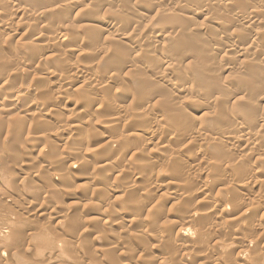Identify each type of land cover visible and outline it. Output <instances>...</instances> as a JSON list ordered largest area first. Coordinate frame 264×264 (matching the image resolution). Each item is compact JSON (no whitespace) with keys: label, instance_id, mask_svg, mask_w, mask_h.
<instances>
[{"label":"clouds","instance_id":"clouds-1","mask_svg":"<svg viewBox=\"0 0 264 264\" xmlns=\"http://www.w3.org/2000/svg\"><path fill=\"white\" fill-rule=\"evenodd\" d=\"M0 264H264V0H0Z\"/></svg>","mask_w":264,"mask_h":264}]
</instances>
